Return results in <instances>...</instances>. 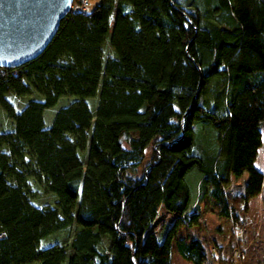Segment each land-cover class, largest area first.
<instances>
[{"label": "trees", "instance_id": "obj_1", "mask_svg": "<svg viewBox=\"0 0 264 264\" xmlns=\"http://www.w3.org/2000/svg\"><path fill=\"white\" fill-rule=\"evenodd\" d=\"M85 7L66 12L35 57L0 66V107L12 121L0 129V264H170L177 228L198 223L205 198L239 230L223 187L246 170L231 193L244 214L264 182L253 165L264 125V0ZM60 96L69 101L45 126L42 112ZM38 189L52 200L38 202ZM159 207L175 218L154 230ZM69 227L66 241L38 246ZM174 241L202 264L200 239Z\"/></svg>", "mask_w": 264, "mask_h": 264}, {"label": "rangeland", "instance_id": "obj_2", "mask_svg": "<svg viewBox=\"0 0 264 264\" xmlns=\"http://www.w3.org/2000/svg\"><path fill=\"white\" fill-rule=\"evenodd\" d=\"M86 1L87 5L85 9L89 10L97 0ZM101 53L103 61L111 55L110 48L106 42L102 46ZM28 98V96H25L24 100L22 98L12 100L16 106H19ZM68 98L66 96H60L53 105L43 110L42 117L45 126L50 123L57 108L69 101ZM90 101L91 106H93L95 103L94 99ZM11 123L12 121L6 117L0 107V129H8L7 124L10 126ZM202 138L205 143L209 140L207 133H204ZM149 149V146L145 147L143 159L135 173H139L144 163L148 160ZM253 165L259 170L264 169V125L262 126L261 145L257 149ZM195 174V168L191 167L184 175L189 189V202L191 203L195 199ZM245 178L246 170H243L238 176H231L232 181L223 187L228 203L235 207L239 216L243 219L239 230L234 228V231L233 227L235 226L228 219L217 215L213 204L207 198L204 199V202L198 203L201 210L198 223L189 227L179 226L177 228L174 236L175 239L196 237L201 240L206 251L202 264H264V182L260 190L248 199L247 209L243 214L238 204L235 203L236 197L231 193L242 190ZM37 193L36 200L38 202H50L52 200L50 195L45 194L41 189H38ZM157 212V217L150 226L154 230H159L162 225L167 226L175 218L174 214H170L160 207ZM73 231L74 228L69 227L66 230L61 229L56 231L53 234L54 236L47 234L39 240L38 246L49 244L47 242L52 241V237H55L57 241H66ZM156 234L159 235L158 232ZM175 239L171 240L170 264H191L189 260L182 258L177 252Z\"/></svg>", "mask_w": 264, "mask_h": 264}, {"label": "water", "instance_id": "obj_3", "mask_svg": "<svg viewBox=\"0 0 264 264\" xmlns=\"http://www.w3.org/2000/svg\"><path fill=\"white\" fill-rule=\"evenodd\" d=\"M71 0H0V66L35 57L54 35Z\"/></svg>", "mask_w": 264, "mask_h": 264}, {"label": "built area", "instance_id": "obj_4", "mask_svg": "<svg viewBox=\"0 0 264 264\" xmlns=\"http://www.w3.org/2000/svg\"><path fill=\"white\" fill-rule=\"evenodd\" d=\"M86 0H71L69 3V11L75 9H82L85 7Z\"/></svg>", "mask_w": 264, "mask_h": 264}]
</instances>
